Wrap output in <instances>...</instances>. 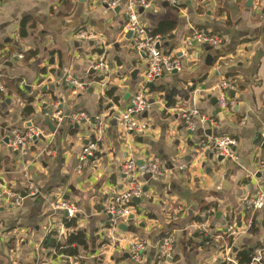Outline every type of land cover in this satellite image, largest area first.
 I'll list each match as a JSON object with an SVG mask.
<instances>
[{
	"label": "crops",
	"instance_id": "obj_1",
	"mask_svg": "<svg viewBox=\"0 0 264 264\" xmlns=\"http://www.w3.org/2000/svg\"><path fill=\"white\" fill-rule=\"evenodd\" d=\"M103 1L0 0V76L19 80L24 97L34 99L33 114L23 117L22 96L0 97V185L20 195L27 176L38 189L20 206L0 210V264H221L229 247L224 230L232 224L237 235L230 255L237 264L235 254L243 247L264 248V209L251 213L245 208L264 182V0L259 8L248 7L247 0H180L176 5L146 0L148 8L139 11L144 28L162 21L177 24L160 48L179 59L182 68L154 82L162 93L148 92L153 104L140 118L147 127L143 137L124 135L118 117L137 93L148 63L134 49L133 38H126L123 3L116 11ZM23 22L26 37L19 34ZM196 27L219 35L222 44L204 48L190 42ZM79 31L92 32L95 39L78 41L73 35ZM30 51L36 55L28 62L15 57ZM101 56L108 66L104 82L90 68ZM66 75L85 82L86 89L66 88ZM227 80L235 90L221 109L218 86ZM210 98L217 99L215 106ZM79 114L88 120L74 119ZM48 119L57 128L54 134L43 124ZM14 128L42 132L26 157L6 141ZM221 136L237 142L232 160L219 162L214 152L209 159L210 151L199 147ZM91 140L97 150L80 164L78 155ZM130 142L138 161L158 158L164 173L150 179L139 171L147 191L138 205L132 204L134 219L123 221L135 232L123 233L111 230L106 211L127 188L120 165ZM58 200L77 208L76 230L86 234L88 247L74 258H54L43 248L52 232H67L64 214L50 209ZM253 217L254 231L246 230ZM205 228L211 248L195 237ZM168 237L171 255L161 262L157 246ZM130 239L146 244L137 263L127 252Z\"/></svg>",
	"mask_w": 264,
	"mask_h": 264
},
{
	"label": "built area",
	"instance_id": "obj_2",
	"mask_svg": "<svg viewBox=\"0 0 264 264\" xmlns=\"http://www.w3.org/2000/svg\"><path fill=\"white\" fill-rule=\"evenodd\" d=\"M172 5H176L180 0H169ZM104 4L107 9L114 10L117 9L120 3H123V13L126 19V24L124 30L126 33L131 32L133 38V47L137 53L141 54L147 61L148 66L143 74L141 84L137 93L131 98L128 106L120 113L118 117V123L120 129L126 136H138L143 137L146 133L147 127L140 118L144 113H146L150 107L151 103L148 99L149 85L154 84L163 75L170 74L172 72H179L182 68V64L179 59L175 57H170L165 55L161 48V41L159 37H150L147 34L146 28L139 21V11H143L148 8V3L146 0H104ZM262 0H253L255 8H259ZM117 7V8H116ZM207 31H196L190 38V42H194L201 46L207 45L208 47H219L222 44V38L216 34H209ZM73 37L78 41H90L95 39V35L92 32H76ZM159 45V46H157ZM16 59L22 60L23 56L21 54L15 55ZM91 70L98 72L100 82H104L108 75V66L104 61L103 57H99L98 61L91 63ZM63 83L66 88L72 91H84L87 87L86 83L73 78L71 75H66L64 77ZM219 96H218V106L221 109H225L228 106V94L235 90V86L229 80L222 81L219 86ZM0 92H5L4 86L1 82L0 76ZM185 125L193 130L194 126L190 122L188 115L183 114ZM74 119L87 121V116L85 114H79L74 116ZM205 120V119H204ZM210 125L212 122L207 120ZM95 124L99 125L100 121L95 119ZM39 137H42V132L38 129H32L30 131L23 132L20 129H12L9 131L8 144L12 150H15L18 154L23 157L28 156L29 146ZM35 139V140H34ZM125 149L127 156L120 165V173L124 176L126 180V190L118 193L114 196L107 208V223L111 230H116L117 225L123 223V221L128 220V217L132 215V200L134 198L142 199L145 196L143 190V184L138 177L139 171H143L150 179L161 177L164 173V165L160 159L152 157H144L141 159L143 162L142 166H138V158L134 155V145L130 143H125ZM237 145L236 140L228 136L216 137L210 142H202L199 147L202 150H209L214 152L217 156L223 159L232 160L234 158L232 149ZM97 150V145L95 141H88L87 144L81 149L78 155V162L83 164L87 159L94 156ZM53 152L51 150L47 151L48 155ZM24 192L26 197H35L38 194V189L35 187L34 183L25 176ZM24 198L19 194L11 192L6 189L4 185H0V210L1 209H11L21 205ZM245 208L251 212H257L264 209V182L262 183L260 190L246 203ZM50 209L53 213L60 212L66 213V218H73L76 216L77 208L74 205L69 204L65 200H58L50 204ZM252 228V219L247 222L246 230ZM228 237L235 238L237 235L235 225H227L224 230ZM66 231H62L55 235V238L59 241H63L66 235ZM206 228L203 229V237H207ZM113 238V237H112ZM117 241H119L117 239ZM120 242V241H119ZM172 239L165 238L157 246L158 259L161 262H165L170 258L172 251ZM127 252L129 258L132 262L137 263L141 260L142 255L146 249V244L143 242L135 240H127ZM231 248L226 249V256L222 263L224 264H235L231 258ZM251 264H264V248L257 249L253 251Z\"/></svg>",
	"mask_w": 264,
	"mask_h": 264
},
{
	"label": "trees",
	"instance_id": "obj_3",
	"mask_svg": "<svg viewBox=\"0 0 264 264\" xmlns=\"http://www.w3.org/2000/svg\"><path fill=\"white\" fill-rule=\"evenodd\" d=\"M176 23L172 21H162L159 22L154 28L152 29H146L147 34L150 37H159L160 41H164L166 39H171L172 38V32L176 28ZM196 31H206L202 27H196ZM20 37H26L27 36V30H26V24L23 22L20 27ZM212 35L213 33H209ZM204 48H207V45L203 46ZM99 53L101 51H98ZM11 54V53H10ZM35 52L30 51L23 53L24 61L28 62L31 59L35 57ZM100 81V79H98ZM1 82L4 86L5 92H0V97L5 98L7 95H10L11 92H15L16 94H19L22 96L25 101H26V106L23 109L22 116L23 117H28L33 114V109H32V103L34 102V99L32 97H24V94L22 93L20 87H19V80L17 79H8L6 77L1 78ZM163 92L164 88H153L149 89V93L152 92ZM107 95L111 96V93L108 92ZM116 101V100H115ZM77 221L78 218L75 216L73 218H62V224L64 228L67 230V233L64 237L63 241L57 240L55 236V232H52L47 238H45L44 243H43V248L50 250L53 252V257H76L79 254V250H86L88 247L87 239H86V234L81 231V230H76L77 228ZM256 221L255 217L252 218V228L250 229L251 231H254L256 227ZM196 238L199 239L200 244L202 247L205 248H211L213 245V242L211 241L210 235L207 237H203V234H197L195 235ZM227 245L232 249L234 246L233 238L228 237L225 234ZM228 237V238H227ZM253 249L243 247L240 251H238L235 254V262L237 264H251L252 262V255H253ZM224 264V263H221Z\"/></svg>",
	"mask_w": 264,
	"mask_h": 264
},
{
	"label": "water",
	"instance_id": "obj_4",
	"mask_svg": "<svg viewBox=\"0 0 264 264\" xmlns=\"http://www.w3.org/2000/svg\"><path fill=\"white\" fill-rule=\"evenodd\" d=\"M252 4H253V0H247V6L248 7H252ZM119 8H117L116 9V11L118 10ZM141 11V10H140ZM132 37V33L131 32H128L127 33V35H126V38H131ZM157 46H159V45H157ZM93 72V71H92ZM174 74L176 73L175 71L173 72ZM154 87V84H150L149 85V88L150 89H152ZM126 97H128V96H126ZM210 102H211V105H213V106H215L216 104H217V99L216 98H210ZM150 103L151 104H153V100H150ZM217 111L219 112L220 111V109H219V107H217ZM144 116L146 115V113H144L143 114ZM43 124L49 129V131L52 133V134H54L55 132H56V127L55 126H53L52 125V123H51V121L48 119V120H46V121H44L43 122ZM206 124L209 126L210 125V123L209 122H206ZM28 125V127H30L31 126V124H27ZM189 133H191V132H189ZM205 134H207V136L209 137V136H211V132H210V130H207L206 132H205ZM261 137V135L259 136V138ZM35 140V139H34ZM7 142H8V139L6 140ZM138 142H142V138H138V140H137ZM263 141V140H262ZM261 141V142H262ZM262 147L264 148V145L262 144ZM207 154V156H208V158L209 159H211L212 157H213V153L212 152H207L206 153ZM217 160L219 161V162H221L222 160H224L222 157H220V156H217ZM137 164H138V166H142L143 165V162L142 161H137ZM143 190H144V192H146L147 191V188H143ZM20 196L22 197V198H26V193L25 192H21L20 193ZM132 203L133 204H135V205H138L139 203H140V199H137V198H134L133 200H132ZM64 214V216H67V214L66 213H63ZM134 219V217H133V215H130L129 217H128V220L129 221H131V220H133ZM117 229L120 231V232H123V233H125V232H129V233H134L135 232V228L134 227H131V226H127L126 224H124V223H120V224H118L117 225ZM234 251H236V248H234Z\"/></svg>",
	"mask_w": 264,
	"mask_h": 264
}]
</instances>
